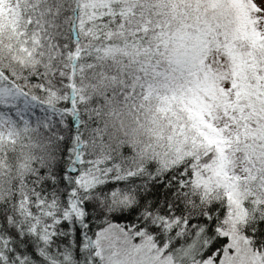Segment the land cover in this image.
Here are the masks:
<instances>
[{"label": "snow or ice", "instance_id": "1", "mask_svg": "<svg viewBox=\"0 0 264 264\" xmlns=\"http://www.w3.org/2000/svg\"><path fill=\"white\" fill-rule=\"evenodd\" d=\"M0 264H264V0H0Z\"/></svg>", "mask_w": 264, "mask_h": 264}]
</instances>
